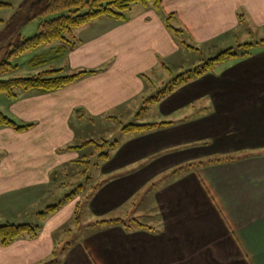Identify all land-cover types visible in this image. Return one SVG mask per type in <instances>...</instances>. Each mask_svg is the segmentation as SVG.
I'll list each match as a JSON object with an SVG mask.
<instances>
[{
    "label": "crops",
    "instance_id": "obj_1",
    "mask_svg": "<svg viewBox=\"0 0 264 264\" xmlns=\"http://www.w3.org/2000/svg\"><path fill=\"white\" fill-rule=\"evenodd\" d=\"M163 4L164 14H176L193 44L217 42L241 27L264 29V0H164ZM123 23L97 29L87 41L91 52H80L87 50L75 45L62 54H69L77 71L97 73L57 91L58 97L77 89L79 101L73 106L121 107L138 95L116 82L112 88L116 73L133 74V68L127 69L132 65L146 68L140 63L142 52L163 61L172 50H182L158 12L141 13ZM165 46L172 50L166 53ZM76 55L82 56L74 61ZM105 89L107 96H100ZM153 104L163 120L159 123L173 125L129 134L111 159L100 165V174L109 180L88 209L96 218L129 214L137 205L136 197L144 195V201L155 203L154 228L159 232L127 233L121 226L90 232L72 245L61 264H264V45L256 46L249 58L216 65ZM11 129L0 128V136L15 138L40 128ZM248 153L256 155L185 172L157 191L150 188L186 164ZM50 175L24 171L21 157L0 160V226L16 222L31 202L44 195ZM40 239L24 236L9 246L0 244V264H45L54 253V239L48 238L46 247L40 246Z\"/></svg>",
    "mask_w": 264,
    "mask_h": 264
},
{
    "label": "rangeland",
    "instance_id": "obj_2",
    "mask_svg": "<svg viewBox=\"0 0 264 264\" xmlns=\"http://www.w3.org/2000/svg\"><path fill=\"white\" fill-rule=\"evenodd\" d=\"M26 0H0L8 3L13 9L0 11V37L7 24L20 11V6ZM35 3L37 0H30ZM28 10V9H27ZM145 12H156L152 5H132L130 10L124 12L129 20ZM157 13V12H156ZM68 13L55 14L44 19H38L22 30V36L30 39L38 34L41 23L57 19ZM163 16V14H161ZM84 27L74 29L66 37L75 44L77 50L89 53L91 45L87 41L95 35L96 30L106 29L112 23L124 24L117 22L114 18L105 17ZM127 22V21H126ZM244 20V24L248 23ZM250 23V22H249ZM175 27H181L177 20L172 23ZM142 35V36H141ZM143 37V34H139ZM174 42L178 44L181 52H173L171 47L165 46L166 53L172 50L171 56L161 61L156 54L149 55L141 53L139 59L141 64L128 66L127 69L133 68V74L124 76L116 73L115 80L110 83L112 88L118 83V86L126 85V90L135 93V99L128 104L111 110H85L78 106H73L79 101V92L74 90L68 96L58 97L56 92L43 94L38 90L17 89L16 98L0 95V112L18 125H37L39 131L27 135H18L15 138L0 136V160L23 158L24 171L34 170L39 173L50 172V187L46 188L44 195L37 198V201L30 203L28 208L23 211L22 216H18L15 225H36L41 227L39 234L40 246H47L48 238L54 239V251H61L67 245H74L83 239L94 229V224L102 219H127L134 218L144 224L156 227L157 208L151 200H145L144 195L136 197L137 205L129 214H111L105 217L96 218L89 209L84 208L81 213H77V206L84 205L86 197L92 194L93 188L97 185H103L109 178L100 174V155L108 149L97 148L91 145L84 149L71 150L73 147H82L84 144L94 141L101 145L104 141L113 143L122 142L128 135L122 132V129L131 124H152L163 121L158 115L155 104H147V100L156 97L168 84L178 76L193 71L206 63L208 60L217 57L221 52L227 49H237L240 45L256 44L264 40V29L256 30L250 27L245 31L241 27L235 34L229 37H222L214 43L193 44L194 42L185 36L177 39L172 34ZM86 45H83L82 42ZM6 40H0V47L6 46ZM64 42H55L48 46L40 47L34 51L26 52L20 56L14 57L9 61L14 67L5 76H0V80L29 78L43 74L51 70H64L65 75H74L83 70H76V66H71L69 54L58 55L59 48ZM192 49H190V48ZM6 53V48L0 50V63ZM83 53V54H84ZM79 54V53H78ZM159 52V56H161ZM169 55V54H168ZM82 55H76L75 59L81 58ZM41 57L46 63L43 65L31 66V61ZM164 59V58H163ZM107 85L105 84V87ZM104 88V84H103ZM64 90V89H63ZM100 96H107L106 89ZM114 94V96H116ZM147 108V111H142ZM141 114V119L138 115ZM31 121V122H30ZM1 128V127H0ZM12 130V129H11ZM20 134V133H18ZM90 162V165H87ZM91 180V181H90ZM44 182L41 180L40 183ZM106 184V183H105ZM104 184V185H105ZM84 191H81L80 188ZM39 190L37 191V193ZM36 193V194H37ZM76 194L71 201H66V197ZM60 209L49 214L44 220H41L38 214L46 212L49 207L59 206ZM79 222H78V220ZM8 223V224H13ZM41 246V247H42ZM53 251V252H54ZM52 256L50 257V260ZM47 262V261H46Z\"/></svg>",
    "mask_w": 264,
    "mask_h": 264
},
{
    "label": "trees",
    "instance_id": "obj_3",
    "mask_svg": "<svg viewBox=\"0 0 264 264\" xmlns=\"http://www.w3.org/2000/svg\"><path fill=\"white\" fill-rule=\"evenodd\" d=\"M28 1L30 0H26L20 6L21 12H17V14L11 19L0 37L1 41L6 40L7 43L6 46L0 47V50L3 49V47L6 48L5 56L0 63V76H5L11 71L17 69V67H14L9 62L14 57L20 56L26 52L34 51L40 47L48 46L55 42H64L65 44L62 45L57 52L58 55H62L70 51L73 47H75V44H72L66 36L71 34L74 29L84 27L98 19L105 17L114 18L120 23L128 21V18L125 16L124 12L130 10L131 6L136 4L144 5L146 7L151 4L152 8L156 12L163 14L166 28L177 39L188 36V33L184 28H178L172 24L177 20L176 14H164V0H37L35 3H30ZM7 9H13V6L8 3L0 2V11ZM64 12L68 14L57 19L41 23L38 29V34L35 37L25 39L22 36V30L30 23L38 19H44L49 16ZM0 23L4 22L0 21ZM261 44L264 45V40L256 44L240 45L236 50L231 48L221 52L217 57L208 60L201 67L193 71H188L175 78L161 92H159L156 97L148 99L146 103H159L165 97L173 94L179 87L200 79L218 64H222L233 59L249 58L253 54L256 46ZM45 63L46 62L42 60L41 57H37L33 59L30 64L31 66H36L43 65ZM96 73L97 71H80L74 75H65L64 70L60 69L47 71L43 74L29 78L0 80V95L4 94L8 96V98H16L15 92L17 89L38 90L43 94H49L65 89L77 83L84 77L94 75ZM142 111H147V108H144ZM141 116L142 115L139 114L138 118L141 119ZM172 125L173 123L166 122L154 124H131L125 126L122 129V132L126 135L133 133L143 134ZM34 126V124L18 125L0 112L1 128H12L17 132H24L32 129ZM120 144L121 142L119 141H115L113 143L104 141L101 145H98L96 142L91 141L84 144L82 147H73L71 150L84 149L91 145H96L97 148H106L108 150L100 155V162H107L111 159L112 152L115 151L120 146ZM254 155L256 154L248 153L241 155H224L207 160L192 162L177 168L167 175L162 176L160 179L153 182L152 185H150V188L152 191H157V189L160 188L164 183L174 180L185 172L197 171L204 167L237 163ZM87 165H90V162H87ZM102 187V184L95 186L93 188L92 194H89L86 197L85 204H79L77 206L76 217L82 212L84 208H89L93 197ZM80 189L81 191H84L82 187ZM75 195L76 194H71L66 197L65 202L71 201ZM65 202L61 203L59 206L49 207L46 212L40 213L38 216L41 220H44L49 214L57 212ZM125 209L127 210V207H125L123 210L125 211ZM115 226L123 227L127 233H133L140 230L154 233L159 232L156 228L146 225L134 218H111L98 220L95 222L92 232H101ZM40 231L41 227L36 225H2L0 226V244L2 246H9L14 241L24 236H28L31 239H36L39 236ZM71 247L72 245H67V247L63 248L61 251H57L56 249L52 255V259L45 264H61L63 258Z\"/></svg>",
    "mask_w": 264,
    "mask_h": 264
}]
</instances>
